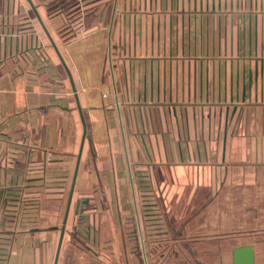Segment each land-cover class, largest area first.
Wrapping results in <instances>:
<instances>
[{
    "label": "crops",
    "instance_id": "obj_1",
    "mask_svg": "<svg viewBox=\"0 0 264 264\" xmlns=\"http://www.w3.org/2000/svg\"><path fill=\"white\" fill-rule=\"evenodd\" d=\"M156 200L168 225L201 205L209 237L145 241ZM243 246L264 264V0H0V264H233Z\"/></svg>",
    "mask_w": 264,
    "mask_h": 264
},
{
    "label": "rangeland",
    "instance_id": "obj_2",
    "mask_svg": "<svg viewBox=\"0 0 264 264\" xmlns=\"http://www.w3.org/2000/svg\"><path fill=\"white\" fill-rule=\"evenodd\" d=\"M213 172H209L208 170H205L203 168L201 169H196V171H192L190 174L192 175H199V176H204L205 174H212ZM185 174V173H184ZM189 174V172H188ZM192 185V184H191ZM215 185V184H214ZM156 186V191H161L162 190V185L160 182H156L155 183ZM188 186H190V184H183V183H178V184H174V190H178L180 188L178 187H184V189H186ZM193 186V185H192ZM212 186V185H211ZM216 186H218V184H216ZM164 188V186H163ZM170 188V187H169ZM183 189V188H181ZM214 189H212L213 191ZM207 191H210V193L212 194V191L209 190V187L207 189ZM178 196V195H177ZM176 197V196H175ZM156 204L158 205V209H156V211H152V214H149L150 212H147V214H143L142 215V228H143V238L144 240L147 242L150 240H167V239H186V240H192V239H197V238H205V237H209L207 236L206 233H210L209 231H199L197 230L198 226L204 223V219L201 220V218L199 219H195L196 214L198 213V209L201 207V205L199 204H195L193 206H195L194 209H189V211L184 212L182 209L177 208V210L175 211L174 214V221L172 222V224L166 223L167 219H166V209H165V205H164V200L160 201V200H156ZM155 202V201H154ZM152 202V203H154ZM174 205L177 206V204H182V203H186V201L182 200L180 201V199H174L173 200ZM156 206V205H155ZM159 206L161 207V209H159ZM177 213V214H176ZM170 214V212L168 213ZM217 218L214 219L213 216L207 214L205 216L207 223H222L223 225L228 226V222L231 220L233 221L234 217H241L244 218V216H231V215H222V214H217L216 215ZM147 220V221H146ZM199 220V221H198ZM147 222V224L145 223ZM151 222L153 223V229H150L148 223ZM134 220L131 221V225L129 227V229H127L128 231L124 232V237L125 238H130V239H135L138 237L135 225L133 224ZM145 223V224H144ZM188 224V229H181L183 225H187ZM169 226V227H168ZM225 228L224 231H226V233H223L222 235H226L229 236V234L231 232H229L230 230L228 228ZM202 234H206V235H202ZM238 234H243L245 235L246 232L243 230H238ZM202 235V236H201ZM231 235V234H230ZM133 249V248H132ZM167 249H171L170 247H166V243H158L157 245L155 244H151L147 246V255L150 253V251L152 250L153 252L157 251V253H161L160 251L165 252ZM137 250V248H136Z\"/></svg>",
    "mask_w": 264,
    "mask_h": 264
},
{
    "label": "water",
    "instance_id": "obj_3",
    "mask_svg": "<svg viewBox=\"0 0 264 264\" xmlns=\"http://www.w3.org/2000/svg\"><path fill=\"white\" fill-rule=\"evenodd\" d=\"M233 264H253V250L250 246H243L233 249Z\"/></svg>",
    "mask_w": 264,
    "mask_h": 264
},
{
    "label": "built area",
    "instance_id": "obj_4",
    "mask_svg": "<svg viewBox=\"0 0 264 264\" xmlns=\"http://www.w3.org/2000/svg\"><path fill=\"white\" fill-rule=\"evenodd\" d=\"M46 157H47V159H50L51 158V154L50 153H47L46 154Z\"/></svg>",
    "mask_w": 264,
    "mask_h": 264
}]
</instances>
